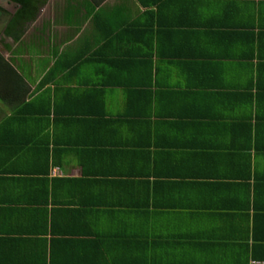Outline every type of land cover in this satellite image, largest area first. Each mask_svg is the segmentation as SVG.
Instances as JSON below:
<instances>
[{"label": "crops", "instance_id": "1", "mask_svg": "<svg viewBox=\"0 0 264 264\" xmlns=\"http://www.w3.org/2000/svg\"><path fill=\"white\" fill-rule=\"evenodd\" d=\"M6 43L0 264L264 259V0H48Z\"/></svg>", "mask_w": 264, "mask_h": 264}, {"label": "trees", "instance_id": "2", "mask_svg": "<svg viewBox=\"0 0 264 264\" xmlns=\"http://www.w3.org/2000/svg\"><path fill=\"white\" fill-rule=\"evenodd\" d=\"M15 2L19 5V8L15 12L14 16L8 23L3 36L1 38V43L5 48L8 47L6 40L11 39L12 43L19 41L24 34L26 26L33 22L40 10L47 4L48 0H9ZM7 46V47H6ZM3 59V56L0 53V61ZM4 61L0 62V71L5 69ZM264 257V256H263ZM264 261L252 259V261ZM251 261V262H252Z\"/></svg>", "mask_w": 264, "mask_h": 264}, {"label": "water", "instance_id": "3", "mask_svg": "<svg viewBox=\"0 0 264 264\" xmlns=\"http://www.w3.org/2000/svg\"><path fill=\"white\" fill-rule=\"evenodd\" d=\"M5 8H12L11 12L9 13V15L4 19L3 23H0V34H3L5 31V28L7 27L8 23L10 22V20L12 19V17L14 16L15 12L17 11V9L19 8V5L15 2H11L9 0H0V10L1 13L2 11L4 12ZM2 22V21H1Z\"/></svg>", "mask_w": 264, "mask_h": 264}, {"label": "flooded vegetation", "instance_id": "4", "mask_svg": "<svg viewBox=\"0 0 264 264\" xmlns=\"http://www.w3.org/2000/svg\"><path fill=\"white\" fill-rule=\"evenodd\" d=\"M11 10H12V8H5L4 9V12L2 11V13H1V10H0V23L1 24L3 23L4 19L9 15V13L11 12ZM2 36H3V34H0V41H1Z\"/></svg>", "mask_w": 264, "mask_h": 264}, {"label": "built area", "instance_id": "5", "mask_svg": "<svg viewBox=\"0 0 264 264\" xmlns=\"http://www.w3.org/2000/svg\"><path fill=\"white\" fill-rule=\"evenodd\" d=\"M251 264H264V261H252Z\"/></svg>", "mask_w": 264, "mask_h": 264}, {"label": "rangeland", "instance_id": "6", "mask_svg": "<svg viewBox=\"0 0 264 264\" xmlns=\"http://www.w3.org/2000/svg\"><path fill=\"white\" fill-rule=\"evenodd\" d=\"M1 42V41H0ZM0 46H1V44H0Z\"/></svg>", "mask_w": 264, "mask_h": 264}]
</instances>
